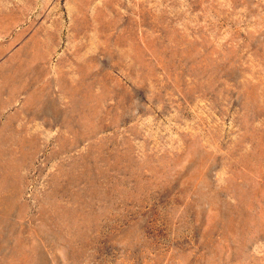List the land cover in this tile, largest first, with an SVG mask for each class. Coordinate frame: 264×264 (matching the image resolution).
<instances>
[{
  "label": "rangeland",
  "instance_id": "1",
  "mask_svg": "<svg viewBox=\"0 0 264 264\" xmlns=\"http://www.w3.org/2000/svg\"><path fill=\"white\" fill-rule=\"evenodd\" d=\"M0 264H264V0H0Z\"/></svg>",
  "mask_w": 264,
  "mask_h": 264
}]
</instances>
